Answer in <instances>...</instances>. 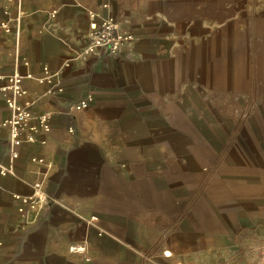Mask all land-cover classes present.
I'll use <instances>...</instances> for the list:
<instances>
[{"label":"crops","instance_id":"1","mask_svg":"<svg viewBox=\"0 0 264 264\" xmlns=\"http://www.w3.org/2000/svg\"><path fill=\"white\" fill-rule=\"evenodd\" d=\"M256 1L0 0V70L32 76L20 97L0 80V122L16 112L8 98L32 117L21 145L9 127L0 138V264L174 263L161 252L171 239L154 236L151 222L175 224L190 208L174 191L171 127L187 133L182 122L196 132L186 116L200 109L204 80H213L193 60L196 40L183 48L178 38L198 29L206 36L212 18L262 12ZM105 4L133 39L113 55L86 54L92 13ZM82 101L88 106L78 109ZM258 113L264 118V105ZM44 114L48 130L38 123ZM244 129L260 156L233 143L229 169L218 172L250 185L264 177V152ZM40 195L45 203L33 209ZM248 202L264 207V197Z\"/></svg>","mask_w":264,"mask_h":264},{"label":"rangeland","instance_id":"2","mask_svg":"<svg viewBox=\"0 0 264 264\" xmlns=\"http://www.w3.org/2000/svg\"><path fill=\"white\" fill-rule=\"evenodd\" d=\"M253 6L262 12L212 18L206 36L198 29L195 37L181 32L178 38L183 48L196 40L199 53L193 60L213 80L209 84L204 80L200 109L186 116L196 132L177 133L171 127L174 191L185 196L190 208L175 214V224L168 218L151 222L157 224L154 236L171 239L161 252L172 256L173 264H264V207L247 204L250 198L263 199L264 177L250 178L246 181L251 184L245 185L227 176L221 180L218 172L219 167L229 169L233 143L246 142L250 154L260 156L258 148L254 151L248 145L244 126L252 128L255 143L264 152V132L260 139L255 131L264 105V0ZM260 128L264 129V118ZM184 162L187 168L180 165ZM184 175H189V188L181 182ZM237 191L248 194L243 200Z\"/></svg>","mask_w":264,"mask_h":264},{"label":"built area","instance_id":"3","mask_svg":"<svg viewBox=\"0 0 264 264\" xmlns=\"http://www.w3.org/2000/svg\"><path fill=\"white\" fill-rule=\"evenodd\" d=\"M107 4L103 5L100 9L95 10L92 13L93 19L89 25V43L88 47L85 49V53H94L98 50L107 49L108 54L113 55L117 53L125 42H128L133 39L131 34H127L122 30L119 23L110 15L106 14ZM31 74L23 75L21 73L10 74L5 73L0 70V80L3 81L4 91H10L16 97H20L26 93L24 88V80L31 78ZM8 100V105L16 109V112L13 116L8 119L0 122V138L3 132V129L6 127L11 128L12 135L14 136V145H21V128L23 126H27L31 120V115L29 112L19 108L15 100L10 98ZM88 103L86 101H82L78 105V109L86 108ZM49 120L50 117L47 114L41 115L38 119L39 125L45 129H49ZM33 129H36L37 126H33ZM18 154L14 153V157H17ZM45 203L44 195H40V197L33 202V209L41 208Z\"/></svg>","mask_w":264,"mask_h":264},{"label":"bare ground","instance_id":"4","mask_svg":"<svg viewBox=\"0 0 264 264\" xmlns=\"http://www.w3.org/2000/svg\"><path fill=\"white\" fill-rule=\"evenodd\" d=\"M264 104V103H263ZM257 121H259V118H258V120ZM261 121V120H260ZM179 124V128L181 129V130H184V131H187V132H191V133H194L190 128H189V126L185 123H182V122H180V123H178Z\"/></svg>","mask_w":264,"mask_h":264}]
</instances>
